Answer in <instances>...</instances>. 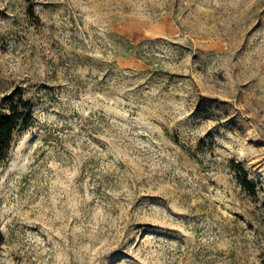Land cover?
<instances>
[{
  "label": "rangeland",
  "instance_id": "1",
  "mask_svg": "<svg viewBox=\"0 0 264 264\" xmlns=\"http://www.w3.org/2000/svg\"><path fill=\"white\" fill-rule=\"evenodd\" d=\"M17 90L0 264H264V0H0Z\"/></svg>",
  "mask_w": 264,
  "mask_h": 264
},
{
  "label": "trees",
  "instance_id": "2",
  "mask_svg": "<svg viewBox=\"0 0 264 264\" xmlns=\"http://www.w3.org/2000/svg\"><path fill=\"white\" fill-rule=\"evenodd\" d=\"M34 115V106L31 101L24 99L23 93L19 90L13 91L2 97L0 100V164L8 157L11 145L13 143L14 133L20 128H24L30 122ZM241 172L236 180L241 189L255 197L257 186L248 181V176L240 164L231 163ZM4 242L3 235L0 232V246Z\"/></svg>",
  "mask_w": 264,
  "mask_h": 264
}]
</instances>
